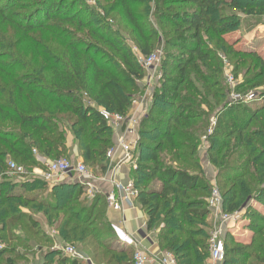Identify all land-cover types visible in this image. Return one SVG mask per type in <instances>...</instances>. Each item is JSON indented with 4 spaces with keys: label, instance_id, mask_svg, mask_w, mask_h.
I'll list each match as a JSON object with an SVG mask.
<instances>
[{
    "label": "trees",
    "instance_id": "16d2710c",
    "mask_svg": "<svg viewBox=\"0 0 264 264\" xmlns=\"http://www.w3.org/2000/svg\"><path fill=\"white\" fill-rule=\"evenodd\" d=\"M1 2L2 264L37 251L42 264H87L54 248V238L42 231L36 214L62 243L81 245L92 263L133 264L134 250L120 244L106 217L104 195L87 199L73 182L48 186L40 180L15 182L7 175L9 160L30 169L63 158L68 132L83 161L106 171L113 133L97 107L126 115L144 77L129 43L116 42L123 41L120 27L140 55L161 44L165 54L159 85L139 125L137 163L130 173L147 231L156 232L159 249L170 252L176 264H207L211 184L200 157L205 136L222 208L240 211L239 220L250 231L245 242L225 233L222 264H264V214L257 208L264 210V89L258 87L264 84V57L232 36L238 14L264 13V0H95L105 16L92 10L97 16L92 13L88 20L73 13L83 0ZM222 58L232 62L235 76L248 65L233 90L254 89L259 101L228 103ZM211 115L216 124L208 133Z\"/></svg>",
    "mask_w": 264,
    "mask_h": 264
},
{
    "label": "built area",
    "instance_id": "2783aa9c",
    "mask_svg": "<svg viewBox=\"0 0 264 264\" xmlns=\"http://www.w3.org/2000/svg\"><path fill=\"white\" fill-rule=\"evenodd\" d=\"M161 61V51L154 50L147 56H142L140 65L146 71L156 67ZM161 74L158 75V80ZM226 83L229 86L228 103L242 102L249 103L258 99V94L255 91H249L245 95H238L233 89L235 82L230 75L225 76ZM159 83V82H158ZM243 96V97H242ZM97 112L105 123L110 126L112 132L119 134L117 147L122 151L121 157L113 160L114 145L107 151V170L102 176L96 177L91 173L82 162H75L66 158H58L54 160H43L42 167H34L26 169L11 160L7 162V175L15 182L18 181H33L40 180L48 186L66 181L73 182L83 188V195L87 199H93L96 194H101L99 183L108 180L112 189L106 193H102L106 200V209L116 210L122 212V202H127L129 206H133V197L136 195V190L133 186L132 180L129 179L127 183H121L116 178V173L122 164H129L131 168L136 167L137 154L136 148L138 144V134L135 128L136 120L128 118L126 115L109 112L105 109L97 108ZM215 123L213 118L212 124ZM127 136V137H125ZM211 192L207 197V207L212 214V225L209 229V257L207 264H222L225 258L224 236L227 231H231L235 236L231 225L238 223L241 212L235 211L232 213L225 212L222 208V198L217 189L214 177L210 180ZM54 233V232H53ZM56 249L60 250L63 255L70 259H75L81 262H87L89 259L84 256L75 246L63 243L62 245H55ZM2 245H0V249ZM150 257L141 249L135 248L133 253V264H144L149 261ZM160 264H176L173 255L170 252L162 251L160 257L157 259Z\"/></svg>",
    "mask_w": 264,
    "mask_h": 264
},
{
    "label": "rangeland",
    "instance_id": "374dc122",
    "mask_svg": "<svg viewBox=\"0 0 264 264\" xmlns=\"http://www.w3.org/2000/svg\"><path fill=\"white\" fill-rule=\"evenodd\" d=\"M27 1H29V0H27ZM0 4H2V2ZM65 5H68V2H66ZM96 5H97V3L95 2V0H83L82 5H81V3H80V5L78 3H76L74 5V8H73L74 12L73 13H78V17H80L83 20H88L89 15L91 16L92 13H94V12H92V10H95V12H97V14L99 13L98 15L104 17L105 15L103 14V12L97 10ZM92 16H94V18H95L97 15H95V13H94ZM238 17H239V23L237 25V28L235 29V33L232 34V36H237V37L239 36L240 45L242 44L244 47H246V49L251 50V51H255L256 53H258V54L262 55V57H264V13L258 14V11L256 10L252 14L239 13ZM149 18L151 19V17H149ZM107 21L109 23H113V21L110 17H107ZM151 22L153 23V25L156 24L153 19H151ZM69 26L73 27L72 25H69ZM125 30H126V28L123 29L120 27V34L123 35L122 36L123 41H121V39L116 38V42L118 44L119 43H127V44L129 43L130 46L127 47L128 51H130L131 54H134L136 56L138 62L140 63V59H141L142 55H140V53L138 52V50L134 46V43L130 40V38L127 35ZM90 39H92L93 41H97L96 38H90ZM97 42L99 45H101L102 48L108 50L110 53L112 52L108 46L102 44L100 41H97ZM154 50H160L161 51V61L159 62V64L156 65L155 68H153L149 71H146L144 69V77H143V79H141L138 82V92L134 96L133 101L129 107V111L132 109V111H135L136 113L140 114V117L138 119H136V125H135L137 134L139 133L140 122L142 121V119L144 118L146 113L148 112V109L151 105L153 92L156 89V87L159 85L158 84V82H159L158 75H159V73L162 74V70H163L162 69V67H163L162 62H163V59L165 58L163 44H161L159 47H156ZM170 50L176 51L175 48H171ZM244 59L246 61L252 60V58H250L249 56L244 57ZM167 61H168V59H167ZM222 62H223V82L226 84V87H229L231 84L226 83L225 76L230 75V77L235 82V85H234V87H235L238 82H240L244 79V75H245L244 71L248 68V65L247 66L241 65L236 76H235L233 71H232V62L227 60V58H222ZM250 69H251L250 72L254 71L253 67H251ZM255 87H257V86H255ZM258 87H260V89H264V84H261ZM249 88H250V85L246 86L241 91H244L245 89H249ZM252 91H254V89ZM248 92L249 91H247L246 93H248ZM236 93H238V95H242V94L245 95L246 94V93H242V92H236ZM228 99H229V96L226 100L228 101ZM256 101H259V100H256ZM247 104H249V103H247ZM99 108H101V107H99ZM101 109H104V108H101ZM236 110H237L236 113H239L240 112L239 110H241V107H239V109H236ZM109 112H111V111H109ZM213 118L215 119V123L213 125H211ZM215 124H216V117L214 115H211V117L209 118V126H208V130H207L208 133H210L212 131ZM112 133H114V131ZM138 137H139V134H138ZM205 144L207 145V143L205 141V136H202L201 137V147L203 145V148H204ZM76 151H77V155H79L80 152L78 151L77 147H76ZM203 151H205V150L203 149ZM73 154H74L73 149L71 147H69V148H67L66 153L64 155H62L61 157L71 160L72 158L73 159L75 158V156H73ZM11 161H13V160H11ZM13 162H15V161H13ZM15 163H17V162H15ZM83 163L85 164V166L88 168V170L91 173H93L94 175L99 174L100 171L98 170L96 165L86 163L84 161H83ZM19 165H21V164H19ZM22 166H24V165H22ZM212 171H213L212 175L214 177L215 185H216L217 189L219 190V187L217 186L216 180H215L216 172L214 169ZM12 179H14V178H12ZM36 191L37 190H35V192ZM257 206H258V204H257ZM259 210L263 211V213H264L263 209L260 208ZM35 219H38L40 221L42 231H44V232L46 231L47 234L49 233V235H52V237H53L54 233L50 234V232L47 231L48 229L46 227H44V222H43L41 215L36 214ZM231 226H232L233 231L235 233V239L236 240L241 241V242H245V240H247L248 237L250 236V231L245 228V223L243 220H238V223H236V225H231ZM16 234H20V233L18 232ZM53 244H54V241H53ZM67 244L75 246L81 253L84 254V256L89 258L88 256L90 254L87 255L86 254L87 251L84 252L81 245L74 244V243L70 244L68 242H67ZM113 244H114V246H119L116 241H114ZM0 245H2V247L4 246L1 243H0ZM17 250L21 251V252L24 251L21 248H18ZM87 250H88V252L94 251L93 247H88ZM28 251H30V250H28ZM101 251L102 250L99 249L97 251V254L100 255ZM38 254H39V252H38ZM36 255H37V252H31L30 254H28V258L16 260L14 262V264L27 263V262H29L30 257L34 258V256H36ZM130 257H132V254L130 255ZM98 262H99V259H96V261H94L93 263L98 264ZM2 263H3V260L0 261V264H2Z\"/></svg>",
    "mask_w": 264,
    "mask_h": 264
},
{
    "label": "crops",
    "instance_id": "0c3cea01",
    "mask_svg": "<svg viewBox=\"0 0 264 264\" xmlns=\"http://www.w3.org/2000/svg\"><path fill=\"white\" fill-rule=\"evenodd\" d=\"M242 45V44H241ZM243 46V45H242ZM246 48V47H245ZM144 81V80H143ZM128 118H133V119H138L140 117L139 113H136L135 111H132V109L126 114ZM127 137V136H125ZM119 139V134L113 133L112 141L114 145V154H113V160L117 161L121 157V149L117 147ZM66 146L67 148L71 147L73 149V156L75 158L71 159L72 161L75 162H82L83 159L80 155H77L76 151V146L73 141L72 135L68 132L66 135ZM203 149H206V144L203 148V145L200 149V156H201V162L204 167V171L206 176L208 177L209 180L213 179L212 175V167L209 164L205 151ZM34 167H41V166H33ZM30 168V169H31ZM131 166L129 164H122L120 168L118 169V172L116 173V178L121 183H127V181L130 179V173ZM107 170V168H106ZM106 173H100L95 175L96 177L102 176ZM99 188L101 189V194L106 193L112 189L110 183L108 180H104L99 183ZM122 212L116 211V210H111V209H106V217L108 221L112 224V226L115 228L117 235L119 236L118 239L121 241V243L116 240V242H119L122 246H130L133 250L135 248L141 249L144 252L148 254L150 257L149 261H146L144 264H160V262L157 260L160 255H161V250L159 249V246L156 242V232L155 231H147L146 229V214L141 208V206L138 204L136 199L133 197V206H129L127 202H122ZM258 209H260L259 206H257ZM263 212V211H262ZM264 214V213H263ZM210 223L212 225V214H210ZM50 234L54 232L53 234V241L54 245H62V241L57 238L56 232L55 231H49ZM52 237V235H50ZM55 248V247H54ZM37 251V257L34 256L30 257L29 262L27 263H22V264H42V256ZM62 254V253H61ZM63 255V254H62ZM65 256V255H64ZM89 259V258H88ZM87 264H94L90 260L87 262H84ZM54 264V263H53Z\"/></svg>",
    "mask_w": 264,
    "mask_h": 264
}]
</instances>
